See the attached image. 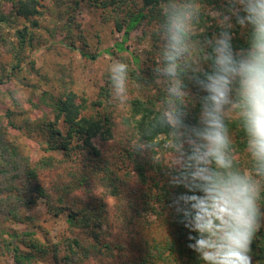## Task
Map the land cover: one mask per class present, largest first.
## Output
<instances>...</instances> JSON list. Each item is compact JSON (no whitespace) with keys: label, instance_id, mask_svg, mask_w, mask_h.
<instances>
[{"label":"trees","instance_id":"trees-1","mask_svg":"<svg viewBox=\"0 0 264 264\" xmlns=\"http://www.w3.org/2000/svg\"><path fill=\"white\" fill-rule=\"evenodd\" d=\"M196 2L201 8L197 27L201 33L191 34L193 59L202 57L207 51L204 49L205 38L220 30L216 22L212 26L208 24L210 17L203 11L204 8L213 6L220 9L223 0ZM83 4L93 11H100L104 24L112 21L116 32L122 34L121 42L116 44L119 56L116 55L118 61L128 65L127 88L134 86L131 92L135 89L149 91L145 92L146 96L136 95L128 100L129 107L126 106L128 108L124 111L128 114L124 116L116 117L113 112L100 114L113 96L109 78L101 86L100 100L93 102L87 96L76 93L67 83L59 94L46 90L42 84L27 82L20 85L19 76L25 71L32 70L41 76L32 57L39 47L45 45L64 44L78 50L88 60L99 59L102 52L89 51V43L82 32L76 34L83 23L79 19ZM160 8L161 0H0V150L4 160L0 175L6 174L9 167L15 171L24 167L23 174L19 173L24 178L23 185L16 182L9 186L0 185V258L9 256L13 264H35L51 256L54 264H86L102 258L118 264H166L171 261L204 264L198 254L188 247L193 242L189 240V230L172 207L175 197L186 189L176 185L171 192L168 184L161 185L156 176L147 178L150 170L157 174L162 169L155 164L154 157L166 148L170 140L174 142L175 139L171 130L157 123L165 96L164 85L157 86L154 76L159 44H153V68H141L138 56L129 59L122 55L132 32L144 26L149 28L154 22L161 23ZM232 32L234 47L246 48L248 31L235 26ZM107 52L111 53L110 50ZM184 81L190 93L195 95L193 104L196 102V107L190 106L189 123H196L200 93L190 79L185 77ZM153 87L156 93L151 91ZM96 108L99 113L89 112ZM119 118L120 124L130 131V138L125 139L117 150L108 143L114 139L113 131ZM225 123L231 138L234 164L245 171L241 159H244L242 154L247 152V139L240 117L225 118ZM22 135H27L31 142L38 144L49 155L32 164L11 141V138ZM98 139L104 146L97 145ZM137 144L145 145L146 150L138 151L134 147ZM143 153L145 156L148 154V158H143ZM57 154L62 158L56 159L54 155ZM88 163L92 164L91 171ZM127 164L133 168L142 185H149L150 181V188L156 190V193L151 191L154 193L152 196L144 195L151 198L146 201L145 209H150L147 210L150 213L156 212L158 217H166L157 218L167 228L166 237L163 241L142 240L137 246L133 239L128 241L132 232L127 225L123 231L128 235H123L122 241L101 245V236L112 227L110 219L105 216L107 206L103 201L89 203L71 197L86 184L97 183L109 188L112 197H118L124 185L120 172ZM55 165L65 166L64 172H67L62 184H55L49 189L42 184L38 171ZM247 167L253 173V161ZM125 168L128 171L124 176L129 180L132 170L127 166ZM258 178L262 190L258 201V227L250 244L251 264H264V177ZM38 202L55 219L65 217L70 229L80 231L85 238L79 235L80 238L65 239L63 245L66 249L62 252L58 244L51 246L46 238L38 236L37 231L18 232L5 228L8 224L34 225L35 218L26 213ZM156 204L161 205L160 211L156 210ZM167 213L172 217H167Z\"/></svg>","mask_w":264,"mask_h":264},{"label":"clouds","instance_id":"clouds-1","mask_svg":"<svg viewBox=\"0 0 264 264\" xmlns=\"http://www.w3.org/2000/svg\"><path fill=\"white\" fill-rule=\"evenodd\" d=\"M217 13L219 32L205 38L207 51L193 59L191 34L201 8L196 0H161L154 76L165 96L157 123L174 134L171 182L186 191L172 207L189 230L188 247L204 264H251L262 190L257 178L264 177V0H223ZM235 26L248 31L246 48L234 47ZM108 72L114 97L123 100L128 65L114 62ZM185 77L200 93L196 123H189L193 96ZM233 109L246 134L253 175L234 164L225 123Z\"/></svg>","mask_w":264,"mask_h":264},{"label":"rangeland","instance_id":"rangeland-1","mask_svg":"<svg viewBox=\"0 0 264 264\" xmlns=\"http://www.w3.org/2000/svg\"><path fill=\"white\" fill-rule=\"evenodd\" d=\"M81 10L79 11V19L83 21L80 25L79 31L82 32L83 36L87 39L89 43V51L95 53L96 50L102 52V55L96 61L88 60L84 58L78 50H72L64 44L57 43L56 45H45L39 47L33 54L36 60V69L40 72L39 76L35 71L32 70L25 71L20 75V85L23 86L27 82L35 85H43L46 90L51 91L53 94H59L64 87V83H67L76 93L80 95H85L89 98L91 102L100 100V89L104 83V80L109 78L108 68L109 66L118 61L119 54L117 53L116 44L121 42L122 34H118L115 30V25L112 21L104 24L101 18L100 11H93L89 9L85 4L81 5ZM219 9L213 6H206L204 12L209 15L210 20L208 24L212 26L214 22H217L215 18ZM159 22H154L151 27H140L129 36V40L125 45L126 51L123 52V56H127L129 59L131 56H138L140 60L141 68L154 67L153 59V44L160 43L158 36V26ZM198 23L193 29V33L200 34L201 31L197 28ZM216 34V33H215ZM79 44V43H78ZM110 50L111 53H108ZM112 54H115L114 56ZM118 54V56L116 55ZM158 60V59H157ZM156 60V62H157ZM45 76V80L43 79ZM147 77V74H145ZM23 80V81H22ZM157 86H162L161 82L156 81ZM137 86V85H135ZM134 86L128 87L126 92V97L123 100H119L111 97L109 102H106L104 106L105 110H101V115H106L107 113L113 112L116 117L124 116L127 112H124L128 108L127 101L138 95H145V92H149L146 89H135L131 92ZM30 90V89H28ZM153 93H156L155 87L151 89ZM193 97L195 95L191 94ZM196 102H194L195 104ZM193 104V107L196 105ZM128 106V107H126ZM91 114L99 113L98 109L90 110ZM191 112V111H189ZM128 114V113H127ZM238 110L233 109L226 113L225 118H237ZM120 118L116 119L117 126L114 128V139H112L108 144L113 148L119 150L123 145V141L128 140L130 137V131L120 124ZM11 141L19 147L21 155L25 158L28 157L32 164H35L39 158L48 156L45 154L40 146L34 142H31L27 135H22L17 138H11ZM101 139L96 140L98 146H104ZM134 143V142H133ZM133 143H131L133 145ZM173 140L169 143L157 156L154 157L155 164H159L162 169L156 174L154 171H149L147 178L149 180L150 176H156L157 180L160 181L161 185L168 184V189L172 192L174 191V185L171 180L175 175V169L172 166L174 162V150H173ZM130 146V144L128 143ZM56 159H61L62 155H54ZM148 154L145 156L143 153V158H148ZM241 159L244 162L245 171L250 175L251 170L247 167L252 161L248 152L242 154ZM114 161V160H112ZM4 160L3 155L0 150V166L2 167ZM154 164V163H153ZM90 171L92 170V164L88 163ZM131 169L132 176L129 180H126L125 173L128 171L125 167ZM24 167L15 171L12 168H8L6 174L0 175V185L9 186L12 182H16L19 185H23L24 178L19 174L22 173ZM40 169V168H39ZM65 166L60 167H46L38 171L40 180L42 184L47 188H53L55 184H62L64 176L67 171ZM23 174V173H22ZM124 185L121 187V194L118 197H112L110 195V189L102 187L99 183L97 184H86L80 190H78L71 199L78 198L80 200H85L86 202H100L103 201L107 206L105 216L110 219L112 227L101 236V245L107 242H117L118 240H123L122 237L127 236L124 234L127 225L130 226V233L128 241L132 239L138 246L142 240L152 242L165 240L167 228L162 225L161 221L156 212L150 213L145 209L146 201L148 202L149 197H144V195H153L156 193L155 189L150 188L149 185H142L137 178V174L134 172L131 166L125 165L124 170L120 172ZM17 178H16V177ZM260 183V178H257ZM173 184V185H170ZM261 184V183H260ZM32 187V186H31ZM28 188V187H27ZM153 191V192H151ZM74 200V199H73ZM153 203V202H151ZM156 210H161V205L156 204ZM26 213V211H25ZM28 216L34 217V225L32 223L28 224H8L5 226L7 230H15L18 232L23 231H37L38 236L42 239L46 238L48 243L53 246L55 244L59 245L62 252L66 249L63 245V241L67 238L75 239L80 238L79 235L84 239L85 235L80 233L78 230H72L68 226L65 217L55 219L50 216L46 207L40 202L31 208L26 213ZM167 217H172L167 213ZM38 227V228H36ZM54 250V249H53ZM52 257V256H51ZM48 260H41L35 264H54L52 258ZM0 264H13V260L9 256L1 257ZM86 264H118L116 261L111 259L102 258L101 260L95 259L94 261H89ZM166 264H178L175 261H171Z\"/></svg>","mask_w":264,"mask_h":264}]
</instances>
